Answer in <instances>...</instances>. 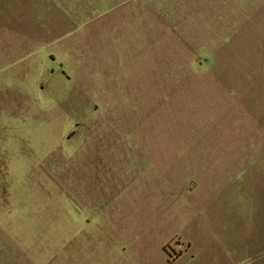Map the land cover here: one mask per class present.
Listing matches in <instances>:
<instances>
[{"label":"rangeland","instance_id":"374dc122","mask_svg":"<svg viewBox=\"0 0 264 264\" xmlns=\"http://www.w3.org/2000/svg\"><path fill=\"white\" fill-rule=\"evenodd\" d=\"M41 2L47 15L30 21L61 30L47 42L55 40L47 51L60 61L45 81L43 113L31 104L28 126L20 130L13 119L0 125V264H86L87 229L97 231L106 206L118 204V164L127 172L147 170L149 191L168 197L174 186L165 179L173 173L219 176L210 196L194 178L189 190L165 197L177 208L168 224L180 223V246L174 240L164 247L170 260L187 250L181 264H264V96L258 92L264 0H184L181 17L154 19L146 17L148 10L173 9V3ZM99 42L108 56L94 66L88 48ZM60 46L72 49L65 53ZM58 74L67 77L59 81ZM117 76L126 98L111 92ZM135 90L152 97H137ZM121 137L156 142H127L125 155L137 158L123 162L114 145L108 151L113 158L93 170L80 160L73 189L72 151L85 153L87 139ZM155 171L170 172L156 187ZM92 172L94 186L88 184ZM196 187H203L201 197Z\"/></svg>","mask_w":264,"mask_h":264},{"label":"crops","instance_id":"0c3cea01","mask_svg":"<svg viewBox=\"0 0 264 264\" xmlns=\"http://www.w3.org/2000/svg\"><path fill=\"white\" fill-rule=\"evenodd\" d=\"M42 0H0V71L10 70L6 75L0 77V125L12 119L15 127L20 129L28 126V117L31 104L35 105L34 113L38 110L43 113L44 102L41 97L44 96L45 81L47 75H54L52 68L58 64V55L53 51H47V45L55 47V40L48 42L52 34L60 29L56 27H47L39 21H30L31 17H44L47 15L42 9ZM45 1V0H44ZM154 0H151V2ZM173 3V9L156 10L150 9L146 13V17L151 18H171L181 17L185 12L186 6L182 7L181 2L184 0H168ZM184 8V9H182ZM143 16V14H142ZM144 17V16H143ZM94 34H97L93 32ZM95 43V42H94ZM92 44L88 48V62L94 66L105 64L108 53L103 42ZM78 42L76 43V58H78ZM72 46L58 48L59 51L70 52ZM97 53L100 56L98 63L92 60L93 55ZM60 55V54H59ZM72 56V55H71ZM108 61V60H107ZM259 85L260 96H264V70L263 65L260 69ZM62 76L58 80L67 76ZM72 83V80L67 78ZM111 81V80H109ZM112 91L118 99L126 98L129 95L128 90L123 89V85L118 81V76L113 79ZM100 83L102 82L99 81ZM102 88V85H100ZM148 89L149 86L147 85ZM136 96L140 98H150L149 94L145 95L141 91H136ZM150 92V90H149ZM109 93V92H106ZM101 92V94H106ZM69 93H66V97ZM72 96V95H70ZM109 97V95H108ZM260 104L264 106V101L260 100ZM60 106V105H59ZM116 113L123 112L125 108L118 109L114 107ZM111 111L113 108H111ZM128 113V111H127ZM144 111H139V115ZM129 115V114H127ZM136 118H141L138 117ZM37 120L35 127H41V115L31 116ZM133 117V116H129ZM148 117V116H147ZM119 120V117H118ZM137 120V119H136ZM27 123V124H26ZM7 126V124H5ZM139 126V124L137 125ZM146 129V128H144ZM23 139V136H19ZM149 141L156 142L153 138L148 137H121L118 139H87L86 145L89 147L85 153L79 155L78 150H73L71 161L72 188L77 191L80 173H78L79 162H83V167L90 170L96 168L97 163L113 158L108 151L112 146L118 145V162L137 158L135 156L125 155L126 150L122 147L127 142H132L131 147L136 144H145ZM162 141V140H157ZM125 165L118 164V204H109L106 206L107 214L101 222H105L97 228V231H89L87 229V237L84 240L86 264H181L183 260L189 258L184 252H175V256L170 260L168 251L164 250L165 244L170 241H177L180 246V223L174 221L168 224V218L172 212H176V204L165 201V197H172L189 190L194 178H198L204 188L207 190L215 189L214 178L219 177L216 173L200 174L184 172L178 175L170 172L155 171L151 173L153 186L156 185V179L160 181L165 179L167 185L174 186L168 197L164 191H149L147 179L149 173L143 169L138 172L134 168L127 172L124 170ZM88 184L96 183L95 173ZM218 174V173H217ZM143 175H146L145 177ZM172 178V180H171ZM204 187V186H203ZM203 187H196L195 197L199 194L201 197ZM143 193H135L141 189ZM200 191V192H199ZM204 192V193H205ZM208 196L212 194H207ZM76 220V219H75ZM77 222V220H76ZM102 229V234L100 232ZM192 241L193 239H189ZM83 241V239H82ZM183 241V240H182ZM260 241L264 242L263 239ZM79 248V246L77 245ZM185 247V246H183ZM264 249V245L262 246ZM78 252V251H77ZM75 256V249H74Z\"/></svg>","mask_w":264,"mask_h":264},{"label":"trees","instance_id":"16d2710c","mask_svg":"<svg viewBox=\"0 0 264 264\" xmlns=\"http://www.w3.org/2000/svg\"><path fill=\"white\" fill-rule=\"evenodd\" d=\"M165 250L167 251V249L165 248Z\"/></svg>","mask_w":264,"mask_h":264}]
</instances>
